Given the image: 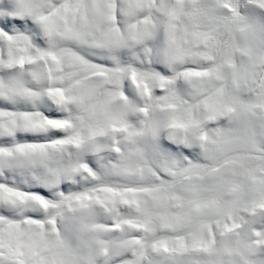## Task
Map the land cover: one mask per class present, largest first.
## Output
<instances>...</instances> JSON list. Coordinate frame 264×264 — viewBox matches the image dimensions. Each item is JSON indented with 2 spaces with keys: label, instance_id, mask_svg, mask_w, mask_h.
<instances>
[{
  "label": "snow or ice",
  "instance_id": "snow-or-ice-1",
  "mask_svg": "<svg viewBox=\"0 0 264 264\" xmlns=\"http://www.w3.org/2000/svg\"><path fill=\"white\" fill-rule=\"evenodd\" d=\"M0 264H264V0H0Z\"/></svg>",
  "mask_w": 264,
  "mask_h": 264
},
{
  "label": "clouds",
  "instance_id": "clouds-1",
  "mask_svg": "<svg viewBox=\"0 0 264 264\" xmlns=\"http://www.w3.org/2000/svg\"><path fill=\"white\" fill-rule=\"evenodd\" d=\"M110 156H111V154H105L106 159L110 158ZM91 183H92V181H90V180H82L81 181L82 185H87V184H91Z\"/></svg>",
  "mask_w": 264,
  "mask_h": 264
}]
</instances>
